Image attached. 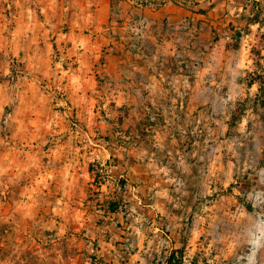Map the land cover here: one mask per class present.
Returning <instances> with one entry per match:
<instances>
[{"label":"rangeland","instance_id":"1","mask_svg":"<svg viewBox=\"0 0 264 264\" xmlns=\"http://www.w3.org/2000/svg\"><path fill=\"white\" fill-rule=\"evenodd\" d=\"M93 2L0 0V264L52 262L54 248L65 251L70 234L81 246V220L103 210L95 187L90 192L82 185L81 173L91 162L85 160L86 145L97 147L98 125L111 117L113 103L97 89L103 85L99 73L89 80L73 70L81 48L70 38L71 31L89 34L85 16ZM252 32L234 36L249 34L238 86L170 93V133L184 136L178 141L184 165H215L218 172L200 199L206 215L198 223L192 216L181 222V264H264V103L258 78L264 75V30ZM186 66L190 71L197 62ZM196 143L205 153L201 160L191 156ZM178 156L171 152L170 166ZM91 163L95 174L99 167Z\"/></svg>","mask_w":264,"mask_h":264},{"label":"crops","instance_id":"2","mask_svg":"<svg viewBox=\"0 0 264 264\" xmlns=\"http://www.w3.org/2000/svg\"><path fill=\"white\" fill-rule=\"evenodd\" d=\"M150 2L94 0L85 16L89 34L71 31V42L81 48L73 70L89 80L99 73L103 85L97 89L113 103L111 117L98 125L97 147L86 145L84 153L99 170L94 174L90 162L81 173L103 210L81 220V246L70 234L65 251L54 248L45 264H167L178 250L182 220L192 216L198 223L206 215L200 199L217 167L184 165L178 147L184 136L170 133V93L238 86L249 34L234 36L264 30V0ZM196 62L189 71L186 64ZM199 144L191 156L201 160ZM171 152L179 154L174 166Z\"/></svg>","mask_w":264,"mask_h":264},{"label":"trees","instance_id":"3","mask_svg":"<svg viewBox=\"0 0 264 264\" xmlns=\"http://www.w3.org/2000/svg\"><path fill=\"white\" fill-rule=\"evenodd\" d=\"M258 78L260 79V89L259 91L262 92L261 96H262V100L264 103V75L263 76H258ZM178 254V255H177ZM182 263V254L180 251H177L176 254L174 252H172L170 254L169 260L167 262V264H181Z\"/></svg>","mask_w":264,"mask_h":264},{"label":"built area","instance_id":"4","mask_svg":"<svg viewBox=\"0 0 264 264\" xmlns=\"http://www.w3.org/2000/svg\"><path fill=\"white\" fill-rule=\"evenodd\" d=\"M158 3L156 5H160L161 3H163L165 0H157Z\"/></svg>","mask_w":264,"mask_h":264}]
</instances>
